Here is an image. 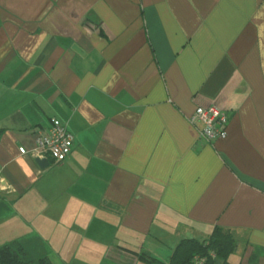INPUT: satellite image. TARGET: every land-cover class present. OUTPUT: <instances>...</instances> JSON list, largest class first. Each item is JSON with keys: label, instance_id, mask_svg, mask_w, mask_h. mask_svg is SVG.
Returning a JSON list of instances; mask_svg holds the SVG:
<instances>
[{"label": "crops", "instance_id": "0c3cea01", "mask_svg": "<svg viewBox=\"0 0 264 264\" xmlns=\"http://www.w3.org/2000/svg\"><path fill=\"white\" fill-rule=\"evenodd\" d=\"M209 104L226 137L190 120ZM54 118L73 149L41 168ZM216 226L264 264V0H0V246L168 264Z\"/></svg>", "mask_w": 264, "mask_h": 264}, {"label": "trees", "instance_id": "16d2710c", "mask_svg": "<svg viewBox=\"0 0 264 264\" xmlns=\"http://www.w3.org/2000/svg\"><path fill=\"white\" fill-rule=\"evenodd\" d=\"M237 249L233 233L222 226H216L204 239H182L170 256L168 264H193L196 256L205 259L204 264H233L230 257ZM153 264H165L149 255H141ZM0 264H56L49 255L34 256L19 240L0 246Z\"/></svg>", "mask_w": 264, "mask_h": 264}, {"label": "built area", "instance_id": "2783aa9c", "mask_svg": "<svg viewBox=\"0 0 264 264\" xmlns=\"http://www.w3.org/2000/svg\"><path fill=\"white\" fill-rule=\"evenodd\" d=\"M192 122L201 121L200 137L207 141L226 137L230 122L229 111L218 104L198 105L192 114ZM75 141L74 133L69 123L61 118H54L50 123L39 128L36 135V145L32 150L22 148L24 154L33 157H48L55 163H61L71 153ZM205 259L195 257L193 264H204Z\"/></svg>", "mask_w": 264, "mask_h": 264}, {"label": "water", "instance_id": "95a60500", "mask_svg": "<svg viewBox=\"0 0 264 264\" xmlns=\"http://www.w3.org/2000/svg\"><path fill=\"white\" fill-rule=\"evenodd\" d=\"M35 160L41 168H46L51 164V160L48 157H44V158L36 157Z\"/></svg>", "mask_w": 264, "mask_h": 264}, {"label": "rangeland", "instance_id": "374dc122", "mask_svg": "<svg viewBox=\"0 0 264 264\" xmlns=\"http://www.w3.org/2000/svg\"><path fill=\"white\" fill-rule=\"evenodd\" d=\"M49 255H50V257H51L53 260L56 261L55 256H54L53 254H49ZM57 264H59V263L57 262Z\"/></svg>", "mask_w": 264, "mask_h": 264}]
</instances>
